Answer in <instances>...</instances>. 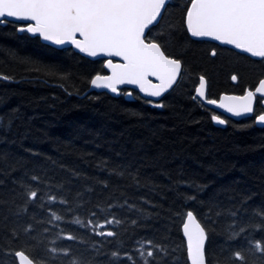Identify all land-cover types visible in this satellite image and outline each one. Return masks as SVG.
Listing matches in <instances>:
<instances>
[{
	"label": "snow or ice",
	"instance_id": "6c2138e0",
	"mask_svg": "<svg viewBox=\"0 0 264 264\" xmlns=\"http://www.w3.org/2000/svg\"><path fill=\"white\" fill-rule=\"evenodd\" d=\"M8 23L17 32L51 45L71 46L87 57H101V68L89 81L96 89L128 97L136 93V99L162 108L163 103L154 104L149 98L163 99L170 90L186 87L191 81L190 98L209 113L210 121L218 125L229 122L214 108L234 117L254 116L255 123L264 125V110L256 113L254 108L256 103L264 106V75L254 88L245 87L240 95L213 97L210 78L202 71L194 72L183 55L173 50L215 42L208 52L213 60L218 49L230 46L229 50H238L237 56L247 54L264 65V0H0V25ZM33 70L57 75L53 69L34 66ZM230 79L238 82L239 76L232 73ZM5 128L10 130L11 122L0 123V131ZM97 167L108 178L95 183L101 192L110 187L113 191L103 197L98 193L95 202L91 199L93 186L85 185L74 193L65 187L81 176L73 170H69L70 179L56 184L43 171L29 175L28 182L12 180L14 187L7 194L0 192V244L9 258L0 264H264V202L250 204L249 196L230 197L225 206L216 194L201 200L197 194L205 186L182 181L193 194L178 192L184 201L182 209H169L180 242L172 239L170 228L159 239L137 237L128 225L133 230L144 227L143 222L158 217L159 212L130 203L121 190L124 186L110 181L130 178L131 185L139 187L138 173L121 165L109 168L104 160ZM7 168L14 170L12 165ZM53 188L58 192L53 193ZM118 190L120 196L116 197ZM143 203L149 204L147 200ZM197 203L199 210L192 207ZM56 206H62L60 211L54 210ZM58 221L85 231L79 235L75 230L67 232ZM122 237L131 242V249L125 247ZM63 240L73 243L57 244ZM106 244L113 246L107 253ZM105 255L106 260L98 259Z\"/></svg>",
	"mask_w": 264,
	"mask_h": 264
},
{
	"label": "trees",
	"instance_id": "16d2710c",
	"mask_svg": "<svg viewBox=\"0 0 264 264\" xmlns=\"http://www.w3.org/2000/svg\"><path fill=\"white\" fill-rule=\"evenodd\" d=\"M212 46L200 43L173 50L183 55L194 72L202 71L210 78L209 94L213 97L221 93L240 95L245 87L254 88L261 74L259 63L225 48L218 49V57L213 60L208 56ZM102 63L88 60L72 49L57 50L38 38L18 34L11 23L0 25V76L10 77L0 79V123L11 122L10 130L0 131V180L4 181L0 192L7 194L14 187L12 180L28 182L29 175L42 171L52 184L60 183L70 179L69 170H73L81 176L65 187H71L74 193L91 185L95 189L91 199L95 202L98 193L103 197L113 191L110 187L101 192L95 183L96 179L108 178L98 163L107 161L109 168L125 166L138 173L140 186L131 185L130 178L113 177L110 183L123 185L121 190L130 203L159 212L158 217L143 222L144 227L133 230L128 225L129 232L159 239L170 228L176 243L180 242V234L177 224L169 220V209H182L184 201L178 192L193 194L182 181L204 185L205 191L197 194L201 200L216 194L225 206L230 197L238 200L249 196L250 204L264 202V128L256 127L252 119H228L223 128L215 127L209 113L190 98L191 81L157 102L164 104L162 108L136 99V93L113 98L89 92L90 77ZM34 66L53 69L57 75L34 71ZM232 73L239 76L236 84L230 79ZM52 191L58 192L55 188ZM114 195L119 197L120 191ZM61 207L54 210L60 211ZM192 207L199 210L198 203ZM128 215L135 218L134 213ZM56 223L67 232L75 230L77 235L85 231L78 225ZM122 238L125 247L131 249V242ZM216 239L219 242L220 238ZM3 247L0 244V261H8ZM112 248L106 244L105 253ZM98 259L106 260L107 255Z\"/></svg>",
	"mask_w": 264,
	"mask_h": 264
},
{
	"label": "water",
	"instance_id": "95a60500",
	"mask_svg": "<svg viewBox=\"0 0 264 264\" xmlns=\"http://www.w3.org/2000/svg\"><path fill=\"white\" fill-rule=\"evenodd\" d=\"M4 25H2V26H4ZM18 34H27L31 38H37V37H34L31 34H28L26 32H18ZM39 40H40V42L42 44L47 45V46H49L51 48H54V49H57V50L72 49L74 52H76L77 54H79L80 56H82V57H84V58H86L88 60H91V61H99V60L100 61H103V59L101 57H87V56H85V54L79 53L78 50L74 49L71 46H56V45H51L50 42H46V41H43L41 39H39ZM214 43L215 42H213L212 44H214ZM225 48L230 49V46H226ZM235 51H238V50H235ZM243 55L246 56V57H248L247 54H243ZM251 59L257 60V58H251ZM89 92L106 93V94H108L109 96H111L113 98H118L120 96V95L112 94V93L108 92L107 90L96 89V88L92 87L91 85H90V88H89ZM230 95H236V94H230ZM149 99H152L153 102H159L161 100V98H149ZM209 107H211V106H209ZM212 110L216 111L218 114H221L222 117L228 118V119L233 120V121H240V120H243V119H247L248 118V117H234V116H231V114H228V113L223 112V110H221V109H214L213 108ZM214 125L217 128H223V126H224V125H218V124H215V123H214ZM255 126L258 127V128H264V125H260V124H257V123H255Z\"/></svg>",
	"mask_w": 264,
	"mask_h": 264
},
{
	"label": "flooded vegetation",
	"instance_id": "af4514ba",
	"mask_svg": "<svg viewBox=\"0 0 264 264\" xmlns=\"http://www.w3.org/2000/svg\"><path fill=\"white\" fill-rule=\"evenodd\" d=\"M249 59H251V58H249ZM251 60H253V61H257V60H254V59H251ZM259 65H260V68H261V74H260V76L257 78V80H256V82H255V84L253 85V87L256 85V83L258 82V79L259 78H261V76L262 75H264V65H262L261 63H259ZM236 84V83H235ZM248 88H250V87H248ZM254 108H255V111H256V113H259L261 110H264V106H261L259 103H256L255 105H254ZM251 119L253 120V122H254V116H252L251 117ZM255 123V122H254Z\"/></svg>",
	"mask_w": 264,
	"mask_h": 264
}]
</instances>
